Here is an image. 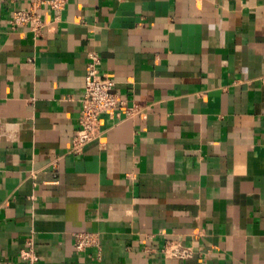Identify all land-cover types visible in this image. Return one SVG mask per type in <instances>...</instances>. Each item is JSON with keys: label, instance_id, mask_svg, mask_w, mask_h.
<instances>
[{"label": "crops", "instance_id": "0c3cea01", "mask_svg": "<svg viewBox=\"0 0 264 264\" xmlns=\"http://www.w3.org/2000/svg\"><path fill=\"white\" fill-rule=\"evenodd\" d=\"M31 2L0 0V264H264V0H66L39 33ZM90 52L135 110L74 153Z\"/></svg>", "mask_w": 264, "mask_h": 264}, {"label": "built area", "instance_id": "2783aa9c", "mask_svg": "<svg viewBox=\"0 0 264 264\" xmlns=\"http://www.w3.org/2000/svg\"><path fill=\"white\" fill-rule=\"evenodd\" d=\"M66 0H32L28 9H15L10 16L12 26L24 25L34 33H39L44 25L42 7L49 6L56 12L61 11ZM99 56L89 53L86 65L84 89L79 98L80 109L78 115V128L75 131L70 151L80 153L84 145L99 136V115L107 113L111 118H118L121 114L131 115L135 108L127 105L125 100L114 88V80L100 73L98 69ZM75 248L83 251L96 243L97 234L89 231H78L74 234ZM163 251L170 257L186 258L191 254V248L180 242L167 241ZM19 264H35L38 260L32 240H28L26 247L19 252Z\"/></svg>", "mask_w": 264, "mask_h": 264}]
</instances>
